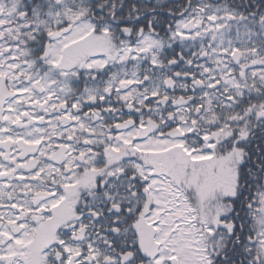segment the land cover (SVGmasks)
Masks as SVG:
<instances>
[{
  "label": "snow or ice",
  "instance_id": "6c2138e0",
  "mask_svg": "<svg viewBox=\"0 0 264 264\" xmlns=\"http://www.w3.org/2000/svg\"><path fill=\"white\" fill-rule=\"evenodd\" d=\"M0 264H264V0H0Z\"/></svg>",
  "mask_w": 264,
  "mask_h": 264
}]
</instances>
